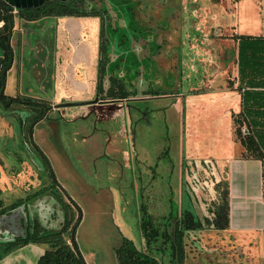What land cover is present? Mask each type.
<instances>
[{
    "label": "flooded vegetation",
    "instance_id": "flooded-vegetation-1",
    "mask_svg": "<svg viewBox=\"0 0 264 264\" xmlns=\"http://www.w3.org/2000/svg\"><path fill=\"white\" fill-rule=\"evenodd\" d=\"M69 8L70 14L56 18L87 23L88 29L47 30L24 60V65L30 64L29 77L37 82L38 92L6 96L3 87L0 100V116L16 119L13 124L5 122L12 151L5 146L4 150L37 174L35 188L14 201L22 199V205L46 196L55 205L58 199L64 211L54 206L58 218L49 222L46 212L36 206L38 220L26 232L8 230L3 239L45 241L51 233L71 230V198L57 190L44 152L63 149L65 143L72 152L67 155L63 149L69 159L78 161L89 176L103 180L104 174L121 191L122 204L136 207L134 214H123L136 234L132 240L125 239L127 243L144 248L150 263L187 264L188 260L192 264L203 250L212 251H194L199 233L227 229V174L210 162L192 160L186 166L180 148L174 164L171 148L155 141L150 122L153 117L168 118V110L186 98L183 90L206 92L225 81L232 55L227 44L215 37L216 3L66 0L65 9ZM6 50L0 68L3 83L15 58L12 47ZM65 74L76 82L77 92L59 86L58 78ZM159 101L165 109H154ZM45 136L51 139L43 149L36 138ZM127 171L130 180L123 182ZM3 201L8 203L9 197Z\"/></svg>",
    "mask_w": 264,
    "mask_h": 264
},
{
    "label": "crops",
    "instance_id": "crops-1",
    "mask_svg": "<svg viewBox=\"0 0 264 264\" xmlns=\"http://www.w3.org/2000/svg\"><path fill=\"white\" fill-rule=\"evenodd\" d=\"M0 1L13 9H28L37 8L45 3L65 0ZM225 12L224 25L230 32V42L236 45V71L231 78L226 72L225 81L214 89L206 92L196 91L188 96L206 97L205 104L201 105L199 109L201 117L208 109L214 107L218 113L215 119V137L217 138L214 139V146L219 148L216 160L217 162H224L227 174L228 225L226 231L241 238L257 236L258 242L254 248H258V254L262 258V262L258 264H264V75L261 78L260 75H257L250 79L248 76L239 73L237 39L239 37L259 38L264 43V0H227ZM86 25L88 24L86 23ZM86 25L73 22L68 17L56 18V16H51L27 22L14 16L8 43L12 47L15 58L4 75V94L6 96L29 94L30 88L31 92H38L36 89L37 82L31 83L29 81V73L26 75L21 73L23 67L21 63L24 60L27 61V58L36 48L35 40L40 43L39 40L45 38V32L54 30L53 27L60 29V31L72 30L76 27V30L81 32L88 29ZM31 37L33 39H30ZM39 50L43 51V48L41 47ZM2 58L3 52L0 49V68ZM25 80L29 87L23 89ZM197 112L194 110V114ZM237 120H241L242 126L249 130V135L242 142L237 138L235 132ZM3 127L2 125L0 129ZM49 139L46 136L45 138L37 137L36 141L41 148H44L48 147ZM46 141L48 142L46 143ZM7 151L4 150V145L0 144V190L2 192L3 189H8V177H10L8 169H3L5 168L3 162L6 163L7 158L13 156ZM4 152L6 155L3 154ZM47 153L45 155L52 160V167L56 170L58 182L64 186H66L64 182H69L70 188L75 190L72 185L76 181L80 185L81 192L90 191L92 186L81 175L76 174L64 151L58 153L49 150ZM81 172L84 173V176L96 179V176H89V173L84 170ZM20 180L24 181L25 179L20 177ZM24 182L27 189L35 188L34 185H26V181ZM100 191L101 188L97 192L96 198L90 200L95 210L91 211L93 216L89 217L92 226L89 225L91 227L86 229L88 242L83 248L80 245L79 237L75 241L85 264H120L116 257V250L122 246L125 239L132 240L136 234H133L134 230L130 219L127 220V225L124 227L127 236L121 231L119 223L113 217L111 224H108L109 232H111L108 235L109 252L107 251L108 253L105 255L101 254V204L99 202L102 193ZM2 192L1 195H3ZM1 195L0 209L7 205V201H3ZM88 216V213L83 212L79 224L87 220ZM112 232L116 234V237H113ZM45 249L46 246L42 243L31 240L0 244V264H37ZM140 249L144 253L145 249ZM234 249L231 248L230 253H234ZM236 249L238 250V248ZM242 252L246 253L245 249H242Z\"/></svg>",
    "mask_w": 264,
    "mask_h": 264
},
{
    "label": "rangeland",
    "instance_id": "rangeland-1",
    "mask_svg": "<svg viewBox=\"0 0 264 264\" xmlns=\"http://www.w3.org/2000/svg\"><path fill=\"white\" fill-rule=\"evenodd\" d=\"M211 1H214L216 3L218 10L217 15H218L219 30L216 32L215 37L217 39H222V43L227 44L228 48H230L229 51L232 55L231 62L229 64V67L227 68V74L231 78L232 75H234V72L236 71V45L230 42L231 39L229 37L230 32L226 29L224 25L227 0H211ZM173 33H174L173 30H170L169 36L171 37ZM28 45L30 47V44ZM61 51H63V53H66V50L64 49ZM84 52L86 53V50H84ZM63 60H65V58H63ZM21 64L23 66L21 69V73L26 75V73L31 72V68L28 66L30 65L29 63L27 66L23 65L24 62H22ZM67 64L68 66H70V62L67 61ZM64 76L65 77L63 79H61L60 77L58 78L60 82L59 86L61 88H64L65 92L66 90L69 91L71 87H74L72 91L77 92L76 82L73 80V78L68 77V75L66 77V74ZM32 78L29 77V81L31 83L33 82ZM65 80L67 83L65 82ZM89 81L93 82V79L90 77ZM26 87L29 86L26 84V80H25L23 84V89H25ZM36 89L38 90L37 86ZM29 90L31 91V88ZM191 96H187L184 100H182L177 105V108H170L169 109L170 111L168 110V115H169L168 118L165 115L164 116L162 115V111L160 113L162 117L158 119L156 117L151 118L150 126L154 135V139L155 141L160 142L166 148L167 147L171 148L169 155L173 159L174 164L178 160L179 148H180V152H182V155L185 158L184 162L186 166L192 165V160L210 162L214 166L217 165L219 167V168L217 167L218 169H222L223 172L226 173V171L224 170L225 169L224 162H217L216 160V157L218 156L217 154L219 153V148L214 146V139L217 138L215 137L216 136L215 119L218 113L216 112V109L214 107L208 109L205 114L203 112L204 116L201 117L199 113V109L201 105L205 104L206 97L197 98L196 96H192V97ZM161 102L162 101L156 103L158 104V106L157 108L155 107L154 109L157 110L158 109L162 110V108L165 109L166 105L162 104ZM0 106H2L1 103ZM183 109H184V114L182 111ZM194 110L195 112L198 111L197 114H194ZM5 122L9 124H13L14 122H16V119L10 116L4 118L0 116V128L2 125L5 126L3 127L4 129H0V144H3L6 149L12 151V147H10V143L8 141V136H7L8 128H6ZM130 141H132V139ZM63 146H64L63 149L67 150L65 143L63 144ZM63 149L57 148L56 152L58 153L62 152ZM44 152L45 154H48L47 152H49V150L46 149V151ZM3 154L6 155V152H4ZM66 154L71 155L72 152L70 150H67ZM15 158L16 157H9L7 158L6 163L3 162L4 163L3 165H5V168L3 169H8L10 177H8V181H9L8 189L6 190L3 189V192L0 190V195L2 192L3 194L1 195L2 199L3 197H7V196L9 197L10 201L7 204L12 203L15 199H19L20 197L23 199L27 192L32 191L30 189H27V186H25L24 181H26V185L28 184L34 185L35 182L37 181V174L35 172H31V168L26 164H24L23 162L20 164L19 161L18 163V158L16 159ZM47 159L49 160V163L52 164V160H50L49 158ZM73 159L71 157L70 159L68 158L69 164L73 167L76 174L81 175V177L84 178L86 181H88V184L92 186L90 191L85 190L81 192L80 185L77 184L76 181H74L72 185V187L75 188V190L70 188L69 182H64V180H61L66 184V186H64L56 179V174H55L56 170L52 166H50V169L52 170L54 179L56 181L57 190L59 189V191H62L68 197H71V205L73 206L72 221H75L78 213H80L81 215L83 212L89 214L87 220H85L81 224H77L74 233L75 239L77 240L78 239L77 237H79L80 245L83 248L86 246L88 242V238L86 236V229L92 226V222H90L89 217L93 216L91 211L95 210L93 208L94 205H92L90 200L96 198V194L97 192H99V189L101 188L100 192L102 193V196H100L101 201L99 202L101 204L100 205L101 206V254L105 255L106 253L109 252L108 250L110 247L108 243L109 241L108 235L109 233L111 234V232H109L110 229L108 224H111L112 219L115 218V221L119 223V227H121L120 228L121 231H123V233L128 236L124 228L126 227V220L123 214L124 212L127 215L134 214V212L136 211V207L132 205V207L128 209L127 205L122 204L123 198L121 196L122 195L121 191L116 189L114 185H111L109 183V179L104 174L102 175L103 180L98 179V177H96V179L95 178L92 179V177H90L91 178L90 179L89 177L84 176V173L81 172L82 171L81 165L78 164V161ZM211 159L216 160V162H212ZM24 175L26 176L23 177ZM20 177L24 178L25 180L24 181L20 180ZM122 180L123 182L125 180L127 181L130 180V175L128 171L125 173L124 176H122ZM113 183H115V185H118V183L115 180H113ZM5 192L8 193L6 194L7 196L6 195L4 196ZM89 225L91 226L89 227ZM112 234H114L113 237H116V234L114 232H112ZM257 242H258L257 236L252 238H245V237L241 238L232 233L227 232L226 230L224 231L205 230L200 232L198 235V242H197L198 248L195 247L196 249L195 248L193 249L194 251L196 250L198 254H200L201 253L200 250L205 248L213 250L215 248L229 247L228 249L230 250L231 247H234L235 252L233 254L228 253L229 256L232 255L233 256L231 260L227 261V264H258L259 262H262L261 261L262 258H260L261 256L260 254H258V248H254V245L255 244L257 245ZM236 248H238V250ZM242 249H245L246 253H243ZM136 250L142 253L140 248H136ZM217 260L218 261L220 260V258L217 257V255L203 253L202 255H199V257H197L196 260L192 261V264H216ZM220 262H222V260ZM187 264H188V260H187Z\"/></svg>",
    "mask_w": 264,
    "mask_h": 264
},
{
    "label": "trees",
    "instance_id": "trees-1",
    "mask_svg": "<svg viewBox=\"0 0 264 264\" xmlns=\"http://www.w3.org/2000/svg\"><path fill=\"white\" fill-rule=\"evenodd\" d=\"M0 6V22L2 26L0 28V49L3 54L7 53L6 45L8 42V33L13 27V17L16 16L22 21H37L43 17L51 16H63L68 15L71 12H67L72 9H65L66 0L62 2H50L45 3L37 8H18L17 13L12 14L13 8L8 7L4 3ZM238 39V68L239 73L243 76H248L250 79L260 75V78L264 75V43L259 38L239 37ZM6 65H4L5 67ZM242 127L241 120H237L236 135L242 142L248 134L243 137L240 129ZM248 129V128H247ZM248 146V143H247ZM35 196V195H34ZM23 202L22 199L14 201L7 207L0 209V215L6 209H13ZM1 207V202H0ZM75 207V205H74ZM226 225H228V210L226 209ZM81 214H77L75 221H70L71 230L56 231L48 235L45 241H37L34 239H22L20 242L27 240L40 242L46 246L44 254L39 258L37 264H85L80 251L78 250L75 241V229L79 224ZM71 233L73 236L71 237ZM16 243V242H14ZM19 243V242H17ZM116 257L120 264H156L150 263L149 257L144 253L138 252L136 248H133L130 243L125 240L120 248L116 250Z\"/></svg>",
    "mask_w": 264,
    "mask_h": 264
},
{
    "label": "water",
    "instance_id": "water-1",
    "mask_svg": "<svg viewBox=\"0 0 264 264\" xmlns=\"http://www.w3.org/2000/svg\"><path fill=\"white\" fill-rule=\"evenodd\" d=\"M1 6V3H0ZM8 36H10V31L8 33ZM9 46L6 45V49H8ZM12 61V60H10ZM3 72L1 73V80H0V100H1V94L4 87V83L2 80ZM184 96H188V94L192 93L189 90H183L181 92ZM48 100H51V97L48 98ZM55 102H58L55 100ZM49 173L52 174V170H49ZM46 196H42L40 198H36L35 200L28 202L26 204H22L19 207L8 211L5 214L0 215V244L4 243H14V240H7L3 239L5 237L8 230L12 229V231H16L20 229V231L26 232L27 227L32 224V222L37 221L40 217L35 213V207L41 206V208L46 212V220L51 221H57L54 220L53 217L58 218L57 213L54 210L55 207H60L64 211L63 204L56 199V204L48 202L46 199ZM48 213V214H47ZM73 236V233H71V237ZM24 239V238H22ZM229 249L228 248H215L212 251H204L205 253L209 254H215L217 257L220 258V260L216 261V264H227V261L231 260L232 256H229ZM233 254V252L231 253ZM222 260V262H220Z\"/></svg>",
    "mask_w": 264,
    "mask_h": 264
},
{
    "label": "built area",
    "instance_id": "built-area-1",
    "mask_svg": "<svg viewBox=\"0 0 264 264\" xmlns=\"http://www.w3.org/2000/svg\"><path fill=\"white\" fill-rule=\"evenodd\" d=\"M16 13H17L16 9H13V10H12V14H16ZM1 25H2V22H0V27H1ZM240 132H241V135H242L243 137H245V136L248 134V129H247V127L242 126L241 129H240Z\"/></svg>",
    "mask_w": 264,
    "mask_h": 264
}]
</instances>
